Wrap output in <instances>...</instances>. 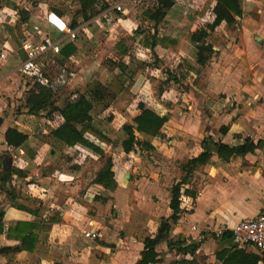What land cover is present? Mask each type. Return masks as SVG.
<instances>
[{
  "label": "crops",
  "instance_id": "1",
  "mask_svg": "<svg viewBox=\"0 0 264 264\" xmlns=\"http://www.w3.org/2000/svg\"><path fill=\"white\" fill-rule=\"evenodd\" d=\"M106 1H108L109 7L104 11L105 18L110 12L115 11L110 5V0ZM22 2L24 1L4 0L3 3L0 2V26L7 27L6 33L3 35L4 38L0 41V47L3 49L2 54L5 58L16 51L17 45L13 31L18 25H21L23 30L22 43L25 40H39L45 35L60 40L63 45L69 41L62 28L65 24H71L72 19L52 12L48 19L40 17V20L36 22L33 16L39 19L38 16L33 13L29 14L28 7H25L23 11L18 10L17 6L15 7L13 4L19 5ZM212 2L215 5L216 1L212 0ZM246 2L249 3V6L243 8L244 15L255 5L264 3V0H251V2L246 0ZM185 9L187 8L174 0V5L168 10L164 19L170 18V25L185 23V18L177 19L181 17L177 11ZM123 13L115 16L117 21L114 22L115 25L110 24V29L116 27L120 21L123 23V27L128 25L127 21L131 19ZM21 14H25L27 19L24 20ZM54 15L62 22V25L52 20ZM29 18L34 24H31ZM40 21L44 24L51 23L60 34L55 36L50 32L39 31L43 24ZM77 21L79 24L72 27L81 28L80 33L91 27L79 15ZM94 22L105 26L102 17L96 18ZM8 28H10V32ZM249 32V28L243 27L241 44L247 43L244 48L239 46L240 58L243 54L254 52V46H251L250 41L246 39ZM172 37L170 43L166 42L164 46L157 44L154 49L143 47L142 52L148 58L153 53H159V47L171 52L176 58L174 61H178L176 63H179L180 70L182 69V72L176 70L173 74L179 78H186L187 87L186 89L182 88L186 92L183 93L180 90V83L177 79H170L169 73L156 74L158 81H169L168 85L159 89L158 92L154 86L150 91L146 90L145 95L147 96L137 100L135 114L132 116L131 122L126 123H132L133 118L140 112V102L158 114L166 115L168 119L161 134L136 133L141 141L148 142L152 147H149L148 144H141L134 147L132 151L125 152L122 146L123 140L119 143L117 159L115 158L116 154L112 159L115 182L112 188L105 187L94 181L93 178L91 180L84 179V167L78 166L70 171L60 170V175L69 178H57L51 182L48 181V177L42 176L36 180L38 183H35L30 180V172L33 173L36 169L31 166L29 168V163L25 164L26 166L17 164V168L24 172L23 175L14 174L12 180L6 184L0 179V195L4 198L0 200V214H3L5 223L4 231L0 235V249L20 245L19 240L7 236V228L12 222L30 220L43 224V228L39 232V242L33 251L22 249L0 252V264H136L141 258L145 238L154 236L161 220L163 218L170 219L173 214L170 207L173 186L187 176L185 169L188 167L184 168V164L203 152L202 142L206 137L210 136L216 142L222 141L230 145L243 143L247 137L255 141L264 139L261 135L264 133V102L262 103L263 108H260V105H257L259 108L254 106L256 104L254 96L258 89L256 85L259 82L244 83V76H250L255 80L254 74H258L260 71L262 82L259 83L261 85L259 89L261 94L259 95H262L264 99V62L263 68L257 72L253 69L242 71L239 70L240 68L233 71L222 66L223 69L220 68L218 73H211L212 79L217 81L211 80L209 87L210 90L213 89V92L218 94V97L214 96V93L208 95L206 88L197 87L190 80L191 76L196 75L195 72L203 67L197 61V52L192 59L186 52L189 47L186 43L191 44V41L178 39L176 36ZM257 39L260 40V37L257 36ZM74 41L77 51L64 61L61 60L60 69L67 67L65 64L70 61V63L76 62L77 66L79 65V61L75 60V57L80 51V45L76 39ZM194 45L197 49V44ZM213 48L215 47L213 46ZM21 49L26 55L24 59L26 60L27 52L23 46ZM130 53L131 51L128 50L124 54L129 57ZM225 54L228 55L226 51L223 52L224 57ZM48 56L43 55L39 60ZM55 56L59 59L62 58L59 54ZM137 57L139 58L134 59V61H138L137 63L141 64L146 61L142 56ZM167 57L171 59L170 56ZM3 62L6 70L1 72L4 78L0 84H4L9 78L14 79L15 76L12 68H6L11 65L9 60L5 59ZM21 62L17 65L19 71H21L19 68ZM1 64L2 60H0ZM155 70L159 71L158 68ZM125 73L124 77H127ZM78 75L79 73L76 72L72 79L74 80ZM220 79H224L223 82H219ZM149 80L145 78V81L137 82L134 89L142 94L147 84L150 83ZM134 89L124 83L122 101L126 102V95ZM78 95V93L75 94L76 97ZM87 97L89 98V96ZM245 103L250 110L247 113H242L241 106ZM251 111L256 114H251ZM90 114L92 116L91 111ZM58 118H60L58 124L64 121L63 116L60 115ZM223 126L227 127L226 132H222ZM17 128L22 130L20 127ZM101 133L108 135L102 130L100 135ZM51 135L55 141H59L52 132ZM89 135L95 137L94 133ZM29 139L30 135L28 134V139L23 145ZM234 139L239 141L234 142ZM1 141L7 145L4 134ZM59 142L70 149L80 146L99 155L81 143L68 145ZM103 143L111 149L109 143L105 141ZM99 145L105 152L104 145ZM21 151L22 154H26L24 149ZM30 152L32 153V151ZM36 157L35 163L36 161L43 163L46 160L45 157L42 159L40 151L36 153ZM214 159L219 161L213 165L211 161ZM189 167H191V172L186 177V182L181 189V212L177 220H169L171 229L167 237L157 246L161 260L152 264H182V262L191 264L200 261L199 255L207 256H202L205 264H221L216 252L221 248L230 247L234 243L232 238L229 240L224 239V235L218 236L217 231L223 226L233 227L240 220L255 216L264 208V145L245 155L232 156L228 160L213 152L206 163L196 162ZM202 168L208 173L201 172ZM195 172L200 181L197 185L198 188L191 182V176ZM21 179L25 180L22 184H18ZM186 189L194 192L195 196L188 192L185 193ZM92 209L96 213H92ZM104 209L106 212L104 215H100ZM83 230L93 231L94 237H86ZM168 240L174 243L184 242V244L199 243L200 247L194 255L184 254L174 248H169ZM112 248L115 249L113 257L111 256ZM247 250L258 253L253 248ZM173 253H175V257L172 260L170 257ZM259 264H264V262H259Z\"/></svg>",
  "mask_w": 264,
  "mask_h": 264
},
{
  "label": "rangeland",
  "instance_id": "2",
  "mask_svg": "<svg viewBox=\"0 0 264 264\" xmlns=\"http://www.w3.org/2000/svg\"><path fill=\"white\" fill-rule=\"evenodd\" d=\"M3 1L4 0H0L1 3H3ZM23 1L24 2L19 5L16 3L13 4H15V7L17 6L18 10L23 11L25 7H28L30 9L29 14L33 13L38 16L39 19L33 16L36 22L40 20V17L48 19L50 13L57 12V10L67 19H77L80 10V5L76 0ZM115 1L124 3L123 11H112L108 14V17L105 18L104 11L108 10V6L95 18L86 21L91 27L83 30L76 39L80 45V51L77 53L75 60L79 61V65L77 66L76 62L70 63L71 61L65 64L67 65V67H65L67 71L72 70L75 73H79L78 76H75L74 80L72 79L74 76L64 78L61 75H64V72L60 70L62 61L53 55L39 60L37 69L33 70L38 76L44 73L42 79L45 81L47 79L50 83L49 87L51 92L49 91L46 93L43 101L54 92L53 98L60 109L75 101L77 98L75 96L76 93H83L90 96V89L98 82L107 86V94L103 100L97 101L92 98L94 106L90 110L93 117V122L91 123L93 128L98 130V132L102 130V132L110 136L101 133V135L97 134L100 137L95 135V137L90 136V138L95 140L98 144H103L106 151L103 152L102 155H98L88 151L84 147L79 146L75 147V149H70L59 141H55L52 138L51 132L52 129L58 125V120L62 118H58V116L61 115L60 109L56 112V115L53 114L52 116L48 115L47 110H43L38 114L29 112L25 105V100L28 96V87L33 85L35 76L33 72L23 73L19 71L17 67L26 57L21 49L23 46V30L22 26L18 25L13 31V36L17 45L16 51L5 58V56L1 55L3 49L0 47V60H2V64L0 65V81L4 78L1 72L6 70L3 66V61L5 59L9 60L11 64L6 68H12V71L15 72L14 79L9 78L4 84H0V115L4 116V123L0 126V176L2 175L6 158L10 157L13 167H17V164L25 165L29 163V168L31 166L36 169L33 173L29 171L31 175L30 180L35 183H38L36 180L42 176L48 177V181L50 180L51 182L53 179L57 178H69L60 175V170L70 171L72 168H75V166L84 167V179L91 180L93 178L95 181L99 170L108 164V160L113 159L115 154V158L117 159L119 151L118 145L126 136L123 126L126 122H131L130 120L135 114L136 105L138 103L137 100L147 96L145 95L146 90L150 91L153 86L158 92L159 89L168 85L167 83L169 81H158L156 74L162 75L163 72L169 73V76H171L170 79H177L180 83V90H182V88L186 89L187 87L186 78H179L177 75L173 74L176 70L182 72V69L180 70L179 63H176L178 61H174L176 58L171 52L163 49V47H159V53H153L149 58L142 52L144 50L143 47H147L146 44L154 40L157 44H162L163 46L166 45V42L170 43V40L173 38L172 36H176L178 39H185L186 41L190 40L191 44L189 42L186 43L189 46L186 52L192 59L197 52L196 46L194 45L195 43L191 40L193 33L204 27L208 29L209 35L206 41L215 47L214 53L207 64L200 67L197 72H195L196 75H192L190 78L195 86L206 88L208 95L214 93L213 89H209L212 82L211 80L217 81L214 78L212 79L211 73H218L220 68L221 70L223 69L222 66H226L229 70L232 69L233 71L240 68L239 70L242 71L253 69L257 72V70L263 68L264 3L255 5V7L245 15L237 17L236 22L233 24L221 22L216 27H212L211 22H213L215 18L212 10L214 6L212 0H175L187 8L184 11H177L181 16L177 19L182 20L185 18L186 22L170 25L171 21L170 18H168L164 19L156 27L154 20L150 18V11L154 10L157 0ZM249 2H251V0H249ZM241 4L243 8H248L249 6L246 0H241ZM122 13L131 19L127 21L128 25L123 27V23L120 21L116 27L110 29V24H114V22L117 21V17L115 16ZM21 17L24 18L25 14H21ZM98 17H102V22L105 26H102L99 22H94ZM244 19L246 20L244 21ZM29 20L31 21L30 18ZM31 22V24H34L33 21ZM41 26L39 31L43 33L50 32L55 36L60 34L51 23H43ZM243 27L250 29V32L247 34L249 36L246 39L250 41L251 46H254L255 49L254 52H249L246 55L243 54L242 58H240L239 52L241 51H239V46L244 48L247 43L241 44ZM5 29H7V27L4 28L0 26V41L4 38L3 35L6 33ZM8 31L10 32V28H8ZM257 36L260 37V40L257 39ZM124 50L131 51L129 57L125 56L124 53L126 51L124 52ZM225 51L228 55L225 54L224 57L223 52ZM137 56H142L146 61L142 62L140 60L142 63H137L138 61H134V59L139 58ZM167 56H170L171 59ZM128 61L130 63H126ZM180 63L182 64V62ZM155 68H158L159 71H156ZM259 72L260 71H258V74H254L253 77L255 80L251 79L250 76H244V83L250 81L254 83L258 81L261 83L262 75ZM124 73L127 77H124ZM145 78L150 79V83L145 87L146 89H144L143 95V93L137 92V89H134V87H136L135 84H137V82L141 83L145 81ZM220 80L219 82H223L224 79ZM124 83H127L129 87L131 86L134 89L130 94L126 95V102L122 101V86ZM259 83L256 85L258 89H256V96H254L256 99V104H254V106L260 105V108H263L262 103L264 99L262 95H259L261 94V90H259L261 85ZM182 92L184 93L186 90H182ZM217 95L218 94L214 93V96L218 97ZM245 95L247 96L246 93ZM123 104L127 105L125 106ZM79 108L76 109L70 106L65 109L70 115L73 112H77ZM241 110H243L241 111L242 113H247L250 109L245 103L241 106ZM251 114L255 115L256 113L251 111ZM8 126L20 127L22 130L26 131L30 135L29 141L21 148H12L5 145L1 139ZM261 135L264 138V133ZM104 141L111 145V149L106 147L107 145L105 146L103 143ZM233 141L238 142L239 140L234 139ZM21 149H24L26 154H22ZM29 151H32V153H29ZM38 151L42 153V159H44V157L46 159L43 163H37L38 161L35 163V159L37 158L36 153ZM218 161V159H214L211 162L214 165V163ZM200 170L206 174L208 173L204 168ZM197 176L198 174L196 172L191 176V182L194 183L196 187L200 183ZM24 180L25 179H21L20 182L18 181V184H22ZM1 198H3L2 195H0V200ZM105 212L106 209H104L100 215H104ZM92 213H96V211L92 209ZM112 214L114 215V212ZM123 234L124 232L122 231V235ZM112 249L111 256L113 257L115 249ZM174 255L175 253L170 257L172 260L175 257ZM199 256L200 261L191 264H205L206 262L202 259L205 255ZM180 260H182L181 257ZM182 264L188 263L182 262Z\"/></svg>",
  "mask_w": 264,
  "mask_h": 264
},
{
  "label": "trees",
  "instance_id": "3",
  "mask_svg": "<svg viewBox=\"0 0 264 264\" xmlns=\"http://www.w3.org/2000/svg\"><path fill=\"white\" fill-rule=\"evenodd\" d=\"M80 5L78 15L83 17L85 21L91 20L96 17L100 12L108 7L106 0H76ZM216 3L213 8L215 15L212 27H216L221 22L227 24H233L236 22L237 17L244 15V10L241 4V0H215ZM174 5V0H157L154 10L150 11V18L154 20L156 27L161 21L164 20L168 10ZM57 13L61 15V12L57 10ZM27 19V16L23 18ZM79 24L77 19H73L71 25L76 27ZM157 31V30H156ZM209 31L206 27L201 28L192 35V41L197 44V61L200 65L204 66L211 59L214 48L213 45L206 41ZM157 42L154 40L151 43H147L146 46L154 49ZM77 51V45L74 40H69L61 49L59 56L61 60L70 57ZM49 81L35 80L31 88L28 90V96L25 100V105L30 113L38 114L43 110L48 111V115H56L59 111V106L56 105L53 98V93L43 101L47 92L50 91ZM51 92V91H50ZM89 98L85 94H79L75 101L68 104V106L61 108L60 113L63 116L64 121L58 124L52 129L53 136L68 145H75L81 143L100 155L103 154L102 147L90 138V133L100 134L98 130L92 126V116L90 110L93 107L92 98L96 100H103L107 94V86L103 83L98 82L93 88L90 89ZM73 106L79 110L68 114L66 112L67 107ZM140 112L133 118L132 123H126L123 126V130L126 134L122 141V146L125 152H130L137 145L148 144V142L141 141L137 136V132H143L150 135H158L162 133V128L167 121L166 115H160L153 109L146 107L144 103H139ZM4 123V116L0 115V126ZM227 127H222V132H226ZM5 142L8 146L13 148L21 147L28 139V134L16 126H9L5 133ZM203 152L197 157L190 159L184 164V168L187 172V176L191 172L192 163L200 162L206 163L212 156L213 152H216L220 157L228 160L232 156L245 155L249 152L254 151L256 148L264 145V139L258 141L247 137L243 143L237 145H230L228 143L219 141L216 142L212 137H206L203 142ZM7 159V158H6ZM3 166L2 175L0 179L6 184L10 182L14 174L23 175V171L17 167L11 166V168ZM113 162L112 159L108 160V164L102 167L95 181L103 184L105 187L112 188L114 186V173L112 171ZM186 177L183 180L177 182L173 186L172 199L170 207L173 210V214L170 219L177 220L178 215L181 212V197H182V185L186 182ZM185 193H190L195 196V193L186 189ZM169 218H163L157 233L154 236H148L144 241V249L141 252V258L136 264H152L157 263L161 260L159 257L160 253L157 250L158 244L167 237L168 232L171 229ZM5 223L3 221V214H0V235L4 231ZM43 228V224L37 221L30 220H17L11 223L7 228V236L20 241V245L15 247H3L0 252H7L10 250H29L33 251L39 242V232ZM231 240V232L227 231L224 234V239ZM169 248H174L180 253L194 255L199 249V243L184 244V242L174 243L171 240L167 241ZM217 258L221 261V264H259L264 262V255L249 251L246 248L238 247L232 244L230 247L221 248L216 252Z\"/></svg>",
  "mask_w": 264,
  "mask_h": 264
},
{
  "label": "built area",
  "instance_id": "4",
  "mask_svg": "<svg viewBox=\"0 0 264 264\" xmlns=\"http://www.w3.org/2000/svg\"><path fill=\"white\" fill-rule=\"evenodd\" d=\"M110 5L115 10L123 11V3L118 2L115 0H110ZM67 35L69 40H75L80 35L79 28H73L71 24H65L62 28ZM63 43L56 38L45 35L43 38L39 40H25L23 42V48L27 52V59L21 62L20 70L23 73H31L33 70L37 69L39 59L43 55H57L60 54L61 49L63 47ZM3 55V54H2ZM64 72V75L61 74L64 78L73 77L75 72L70 70L67 71L66 68L62 67L60 69ZM35 80H41L44 77V73L35 74ZM45 81V80H44ZM47 81V80H46ZM230 231L231 237L234 245L242 248H253L258 253L264 255V208L255 216L247 217L240 220L236 225L233 227L223 226L217 231L218 236H223L225 232ZM83 233L88 238L94 237V232L89 230H83Z\"/></svg>",
  "mask_w": 264,
  "mask_h": 264
},
{
  "label": "water",
  "instance_id": "5",
  "mask_svg": "<svg viewBox=\"0 0 264 264\" xmlns=\"http://www.w3.org/2000/svg\"><path fill=\"white\" fill-rule=\"evenodd\" d=\"M11 166H12V160H11V158L10 157H7V159H6V165H5V167H7V168H11Z\"/></svg>",
  "mask_w": 264,
  "mask_h": 264
},
{
  "label": "bare ground",
  "instance_id": "6",
  "mask_svg": "<svg viewBox=\"0 0 264 264\" xmlns=\"http://www.w3.org/2000/svg\"><path fill=\"white\" fill-rule=\"evenodd\" d=\"M52 20L57 22L58 24L62 25V22L55 15L52 16Z\"/></svg>",
  "mask_w": 264,
  "mask_h": 264
}]
</instances>
